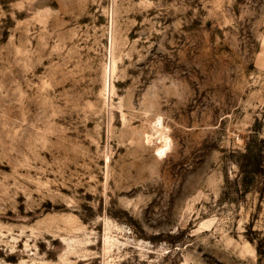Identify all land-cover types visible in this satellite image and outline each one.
Returning <instances> with one entry per match:
<instances>
[{
  "label": "rangeland",
  "instance_id": "rangeland-1",
  "mask_svg": "<svg viewBox=\"0 0 264 264\" xmlns=\"http://www.w3.org/2000/svg\"><path fill=\"white\" fill-rule=\"evenodd\" d=\"M0 264H264V0H0Z\"/></svg>",
  "mask_w": 264,
  "mask_h": 264
}]
</instances>
